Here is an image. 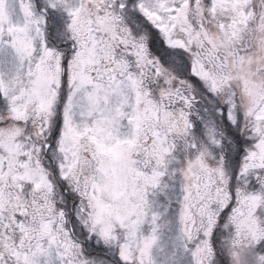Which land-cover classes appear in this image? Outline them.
I'll list each match as a JSON object with an SVG mask.
<instances>
[{"label": "snow or ice", "instance_id": "snow-or-ice-1", "mask_svg": "<svg viewBox=\"0 0 264 264\" xmlns=\"http://www.w3.org/2000/svg\"><path fill=\"white\" fill-rule=\"evenodd\" d=\"M0 264H264V0H0Z\"/></svg>", "mask_w": 264, "mask_h": 264}]
</instances>
